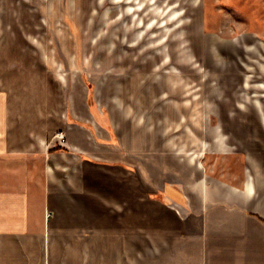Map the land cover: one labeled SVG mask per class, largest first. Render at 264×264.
Returning a JSON list of instances; mask_svg holds the SVG:
<instances>
[{
    "label": "rangeland",
    "instance_id": "rangeland-1",
    "mask_svg": "<svg viewBox=\"0 0 264 264\" xmlns=\"http://www.w3.org/2000/svg\"><path fill=\"white\" fill-rule=\"evenodd\" d=\"M0 55L47 61L19 97L52 110L53 152L92 182L141 201L150 159L251 175L264 199V0H0Z\"/></svg>",
    "mask_w": 264,
    "mask_h": 264
},
{
    "label": "crops",
    "instance_id": "crops-1",
    "mask_svg": "<svg viewBox=\"0 0 264 264\" xmlns=\"http://www.w3.org/2000/svg\"><path fill=\"white\" fill-rule=\"evenodd\" d=\"M34 63L47 61L0 55V264H264V199L251 175L239 187L159 163L152 176L148 159L145 199L131 185L103 188L96 171L53 152L43 100L22 103L18 81Z\"/></svg>",
    "mask_w": 264,
    "mask_h": 264
},
{
    "label": "built area",
    "instance_id": "built-area-1",
    "mask_svg": "<svg viewBox=\"0 0 264 264\" xmlns=\"http://www.w3.org/2000/svg\"><path fill=\"white\" fill-rule=\"evenodd\" d=\"M51 214L49 213V216H50Z\"/></svg>",
    "mask_w": 264,
    "mask_h": 264
}]
</instances>
